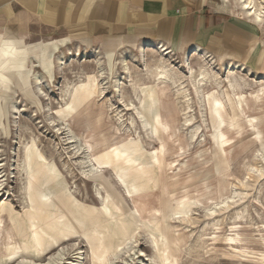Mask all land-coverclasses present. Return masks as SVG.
<instances>
[{
	"label": "rangeland",
	"instance_id": "rangeland-1",
	"mask_svg": "<svg viewBox=\"0 0 264 264\" xmlns=\"http://www.w3.org/2000/svg\"><path fill=\"white\" fill-rule=\"evenodd\" d=\"M256 27L248 56L262 60ZM60 40L71 45L47 43ZM140 44L51 33L0 46V264L21 244L44 264H264V84L224 58Z\"/></svg>",
	"mask_w": 264,
	"mask_h": 264
},
{
	"label": "crops",
	"instance_id": "crops-1",
	"mask_svg": "<svg viewBox=\"0 0 264 264\" xmlns=\"http://www.w3.org/2000/svg\"><path fill=\"white\" fill-rule=\"evenodd\" d=\"M231 5L237 9L223 0H0V46L69 33L108 52L146 40L178 51L197 46L219 59L243 61L257 47L260 31ZM3 35L23 40L6 41ZM47 43L58 49L71 45ZM260 60L252 55L244 64L259 72Z\"/></svg>",
	"mask_w": 264,
	"mask_h": 264
},
{
	"label": "bare ground",
	"instance_id": "bare-ground-1",
	"mask_svg": "<svg viewBox=\"0 0 264 264\" xmlns=\"http://www.w3.org/2000/svg\"><path fill=\"white\" fill-rule=\"evenodd\" d=\"M224 3L226 5H230V3L232 2L236 7L237 9L240 10L241 14L246 18L248 19L249 21H251L252 23L254 24H257L258 26L262 27L263 31H264V2H262L263 0H223ZM232 6V5H231ZM11 37V36H10ZM3 39L6 40V41H11V42H16V41H21L23 39H18V38H9V37H5L3 35ZM29 45V44H28ZM148 49L150 52H158V53H161L163 56H169V54L171 53V50H169V48L161 45L160 43H154L152 41H144L140 44L138 50L140 49ZM183 50V49H182ZM82 50H79V52H81ZM181 51V50H180ZM187 53L190 55V56H194L195 58H199V59H202V61H205L207 59L210 60V63L211 64H219V60L216 59V57H214L213 55L209 54L207 51L197 47V46H194V47H190L189 49L186 50ZM90 51L88 50H85V52L83 53V55L86 57L87 54H89ZM94 54V56L96 55V51H93L92 52ZM102 54V53H101ZM124 54V51L121 53L120 56H122ZM82 55V53H81ZM103 55V54H102ZM102 55L100 56H97L96 55V58H98L95 63V67L97 68H102V63H103V58H102ZM160 57V55H159ZM119 64L121 65V67L123 68L124 71H128V66L126 64V57L125 55L122 56V58L119 59ZM225 67V70L227 71H230V72H234V73H238V74H243L247 77H253L254 79L256 80H259L261 81V83L264 84V57L263 59L261 60V64H260V68H259V72H254L252 69L250 68H247L243 63L241 62H234V61H231V60H228L227 62H225L223 64ZM168 65L165 61H161V63L157 64L156 68H155V77H156V80L158 82H165L168 81L167 79H171L170 77H168L167 73H168ZM198 71V70H197ZM104 75V74H102ZM102 75L100 77H102ZM208 76V73H207V69H206V66L205 64L202 66V68L200 69V71L198 72V74L196 75V81L198 82V84H200L201 86L206 84L207 83V78ZM31 78L33 79V82L36 84V86L41 89L42 88V85L44 83H46L45 81V77L42 75V74H33L31 76ZM118 83V82H117ZM119 84V83H118ZM119 88V85L118 87ZM19 112V111H18ZM57 130V129H56ZM70 138V137H69ZM70 139H73L72 141H75L74 140V137L70 138ZM71 142V140H70ZM74 148V147H73ZM76 148L78 149H81L79 148V146L76 145ZM0 154H1V151H0ZM57 154V153H56ZM58 155V154H57ZM1 157V156H0ZM82 160V159H81ZM84 164L87 165V168H88V177H93L97 174V170H95V168L93 167V165H91V160L89 158V156H85L84 158ZM3 169V165L0 164V170ZM84 171V170H83ZM1 176V175H0ZM4 176H1L0 178H3ZM2 180V179H1ZM4 180H2L1 184H0V196L2 197V192L4 191V183H3ZM58 183V182H57ZM144 185L140 184V185H136V188L137 187H142ZM135 189V188H134ZM142 189V188H141ZM99 192V191H98ZM142 193H138V195H141ZM100 195V194H99ZM10 201V199H9ZM9 221L7 220L6 218L4 217H1L0 216V223H4L6 224V222ZM61 246V244L57 245L55 247V250L59 249ZM21 250L22 251H19V250H15V253L16 255L18 256V258L16 259V261H13L11 262L10 264H44L45 262L44 261H40L41 259L40 258H28L25 256V252H24V249H23V246L21 244ZM64 250V249H63ZM59 253V252H58ZM57 253V254H58ZM81 253V252H80ZM50 254V253H49ZM47 254V255H49ZM45 255V257L47 256ZM54 255V254H53ZM77 255V254H76ZM8 256V255H7ZM7 256L5 258H7ZM56 256V255H54ZM58 256V255H57ZM3 258V259H5ZM44 258V257H43ZM50 258V257H49ZM54 258V257H52ZM65 258V257H64ZM47 259V258H46ZM51 259V258H50ZM2 260V259H1ZM57 260V259H55ZM60 260V259H59ZM58 260V261H59ZM65 260V259H64ZM44 262V263H39V262ZM46 261V260H45ZM54 260L51 259L48 264H55L53 262ZM76 262V261H75ZM138 263V262H137ZM140 264H143V261L140 260L139 261ZM47 264V263H46ZM59 264V263H58ZM76 264V263H75ZM77 264H82L81 262H78Z\"/></svg>",
	"mask_w": 264,
	"mask_h": 264
}]
</instances>
